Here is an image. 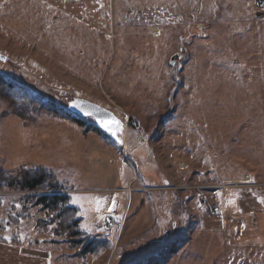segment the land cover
Masks as SVG:
<instances>
[{"label": "rangeland", "instance_id": "obj_1", "mask_svg": "<svg viewBox=\"0 0 264 264\" xmlns=\"http://www.w3.org/2000/svg\"><path fill=\"white\" fill-rule=\"evenodd\" d=\"M0 54L4 80L55 105L81 96L125 124L113 144L30 101L0 100V173L51 171L82 232L75 246L39 232L45 213L18 200L32 192L0 191V232L21 247L1 245L0 264L220 258L219 196L244 183L227 178L264 180V10L255 0H0ZM209 185L211 206L200 207L196 188ZM198 226L212 233L187 234ZM150 227L151 240L139 233ZM221 252L229 264H264V250Z\"/></svg>", "mask_w": 264, "mask_h": 264}, {"label": "trees", "instance_id": "obj_2", "mask_svg": "<svg viewBox=\"0 0 264 264\" xmlns=\"http://www.w3.org/2000/svg\"><path fill=\"white\" fill-rule=\"evenodd\" d=\"M28 87L19 81H7L0 77V100L8 101L11 105L14 102L21 101V99L27 102L30 101L32 102L31 105L40 112L50 114L56 118L73 121L86 132H99V129L89 120L75 116L65 106L55 105L56 103L51 100L41 99L38 94L32 93ZM109 140L112 143L114 142L110 138ZM65 190L67 189L62 188L57 183L54 174L42 167H20L17 172L11 175L5 171L0 173L1 192H32L31 194L19 196L18 200H23L25 208L28 205L37 206L40 214L45 213L43 218H38L36 221V227L39 232L47 233L52 228L53 236L65 238L75 246L80 243L79 237L82 232L79 230V219L76 217L77 208L70 205V197ZM2 205L3 200L0 198V207ZM10 208L16 210V205L12 204ZM26 218L29 219L28 216ZM12 220V223L19 221L18 218H13Z\"/></svg>", "mask_w": 264, "mask_h": 264}, {"label": "crops", "instance_id": "obj_3", "mask_svg": "<svg viewBox=\"0 0 264 264\" xmlns=\"http://www.w3.org/2000/svg\"><path fill=\"white\" fill-rule=\"evenodd\" d=\"M82 132L86 133V131ZM261 133L264 137V131ZM227 179L228 181L242 180L244 183L238 185V188L235 189H220L221 194L218 201L221 213L219 214L220 225L214 228V230L218 231L220 234L218 242L216 243V250H218L220 258L218 260L216 259L211 264H217L219 262L223 263V261H225V264H229L231 262V260L225 259L227 254H222L221 252L222 250H226V247L238 248L239 251L249 249L255 251L264 250V203H261V200H264V180L258 178L256 173L253 174L247 171H241L240 174L236 176H229ZM230 201H232V203H230ZM234 222H240V231L233 228ZM203 228H205V226L193 227V232H188L187 230V234L194 235L195 230H203L202 235L212 233L208 228ZM147 230V232L141 231L142 233H139L143 234L144 238L146 237L151 240L152 235L154 234L152 233L153 229L150 227ZM204 230L208 231L205 232ZM198 231L196 232L198 233ZM242 231L243 233L238 239L236 236ZM135 237L137 238L138 236ZM57 239L60 241L62 240L61 238ZM18 243H20V240L17 237L10 236L9 239H7L4 235V231L0 232V246L2 245L4 247H2V249H6L10 253L18 254L21 251V247L14 246V244L16 245ZM171 250V253H174L173 251L176 252L175 254H171L174 256L180 249L171 247ZM173 260L170 261V264H172ZM163 264L167 263L164 262ZM173 264H176V261ZM199 264H206V260L201 261Z\"/></svg>", "mask_w": 264, "mask_h": 264}, {"label": "water", "instance_id": "obj_4", "mask_svg": "<svg viewBox=\"0 0 264 264\" xmlns=\"http://www.w3.org/2000/svg\"><path fill=\"white\" fill-rule=\"evenodd\" d=\"M177 56L173 55L170 58L169 65H173L174 58ZM0 60L6 61L5 55L0 54ZM66 108L74 113L75 115L86 118L91 117L94 120V125L101 131H103L107 136H109L113 141L117 144L122 143L121 132L124 129V122L117 117L113 112L108 109H105L102 106H99L91 101H88L83 98H74L69 104L66 105ZM113 118L120 122V128L115 129L113 126L115 134L113 132L108 131L106 127L103 126L102 121L105 123H111Z\"/></svg>", "mask_w": 264, "mask_h": 264}, {"label": "built area", "instance_id": "obj_5", "mask_svg": "<svg viewBox=\"0 0 264 264\" xmlns=\"http://www.w3.org/2000/svg\"><path fill=\"white\" fill-rule=\"evenodd\" d=\"M256 6L259 8V9H264V0H256ZM213 185H209V186H199L196 188V190H198L199 192H202L198 195V205L200 207H205V206H208V201H207V198L206 196H204V191L201 190L202 188H210L212 187ZM210 214H215L214 211H211Z\"/></svg>", "mask_w": 264, "mask_h": 264}, {"label": "snow or ice", "instance_id": "obj_6", "mask_svg": "<svg viewBox=\"0 0 264 264\" xmlns=\"http://www.w3.org/2000/svg\"><path fill=\"white\" fill-rule=\"evenodd\" d=\"M102 124H103L104 127H106L108 129V131L113 132V134H115L113 126H115V129H119L120 128V122L115 120L114 118L111 121V123H105V122L102 121ZM77 199L78 198H74L72 202L76 203ZM97 203L99 204V198H97ZM113 203H115V202H113ZM230 203H232V201H230ZM261 203H264V200H261ZM17 207H19V205H17ZM111 210L112 209L110 208L109 211H111Z\"/></svg>", "mask_w": 264, "mask_h": 264}, {"label": "flooded vegetation", "instance_id": "obj_7", "mask_svg": "<svg viewBox=\"0 0 264 264\" xmlns=\"http://www.w3.org/2000/svg\"><path fill=\"white\" fill-rule=\"evenodd\" d=\"M76 97H78V98H83V97H81V96H76ZM76 97H72V99H69L68 101H67V104H69L74 98H76ZM99 105V104H98ZM76 116V115H75ZM78 117V116H77ZM79 118H81V119H84V120H89V122H91V123H93L94 122V120L91 118V117H86V118H82V117H79ZM97 134H99V135H101V134H103V135H105V136H107L103 131H100L99 130V132L97 133ZM108 138H110L109 136H107Z\"/></svg>", "mask_w": 264, "mask_h": 264}]
</instances>
